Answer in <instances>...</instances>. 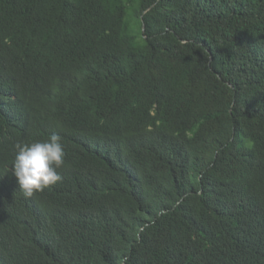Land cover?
Listing matches in <instances>:
<instances>
[{
    "label": "trees",
    "instance_id": "obj_1",
    "mask_svg": "<svg viewBox=\"0 0 264 264\" xmlns=\"http://www.w3.org/2000/svg\"><path fill=\"white\" fill-rule=\"evenodd\" d=\"M0 264H264V0H0Z\"/></svg>",
    "mask_w": 264,
    "mask_h": 264
},
{
    "label": "clouds",
    "instance_id": "obj_2",
    "mask_svg": "<svg viewBox=\"0 0 264 264\" xmlns=\"http://www.w3.org/2000/svg\"><path fill=\"white\" fill-rule=\"evenodd\" d=\"M15 149L14 175L25 198L61 181L58 169L63 166L66 155L61 135L52 133L43 141L18 142Z\"/></svg>",
    "mask_w": 264,
    "mask_h": 264
}]
</instances>
